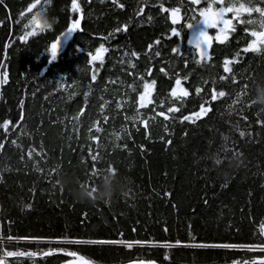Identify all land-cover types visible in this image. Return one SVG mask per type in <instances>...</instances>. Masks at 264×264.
<instances>
[{"label": "trees", "instance_id": "16d2710c", "mask_svg": "<svg viewBox=\"0 0 264 264\" xmlns=\"http://www.w3.org/2000/svg\"><path fill=\"white\" fill-rule=\"evenodd\" d=\"M204 1L192 5L191 0H161L166 8L180 7L181 19L175 25L181 30L180 37L169 34L173 25L167 12L159 11L156 0L145 5L141 18L134 14L138 10L137 0H118L125 5L123 9L113 0H77L81 4L80 14L71 11V0H48L47 4L43 0H5L8 7L0 5V61L3 62L0 68L6 67L9 72L8 82L0 85V123L6 118L11 121L7 131L0 127V140L4 141L0 147L3 248L46 251L49 247H64L79 252L95 264L148 260L156 264H229L233 259L244 261L264 255L258 248L202 250L174 244L165 248L162 243L134 244L128 248L7 240L9 236H74L126 241L264 243V237L259 234V225L264 222V126L256 124L257 119H264V105H247L255 95L251 79L247 81L248 95L243 103L234 105L233 111L226 108L245 83L243 76L251 73L257 83L264 84L258 75L264 74V55L243 52L242 45L252 38L244 32V27L252 25L240 24L230 15L235 31L224 43L213 40L210 62L196 64L194 47L187 42L189 29L184 25L199 19L198 11L193 9L203 7ZM29 4H33L31 9ZM40 9L55 16V24L26 41L19 40L25 30L31 31V27L26 29L25 26ZM77 15H81V29L68 36L57 58L49 61L44 49L66 28L69 18L75 19ZM252 16L258 19V14ZM129 17L132 20L127 30L107 40L101 38V34L108 36ZM250 18L247 13L241 16L244 21ZM255 27L259 30L258 24ZM157 37L160 43L145 51ZM100 43H105L109 51L104 54L102 66L97 62L100 71L97 79L90 82L87 52L94 51ZM177 44L185 56L171 53V48ZM132 50L141 54L131 58L133 64L129 66L126 59L130 57L125 53ZM157 51L161 53L159 57L155 56ZM237 52L240 56L233 65L237 84L232 85L230 78L219 81L220 75H228L221 66L224 56ZM184 59L188 60L187 65ZM149 67L151 74L147 71ZM160 68L168 75L161 73ZM177 73L188 75L189 79L182 83L189 87L190 97L185 98L183 109L175 119L165 121L157 116L150 120L146 136L144 126L131 119L137 112L135 101L142 90L143 80L139 77L156 80L152 94L155 109L149 105L139 112L141 117H148L170 106L168 89ZM210 77L217 78L218 90L223 88L231 96L211 102V112L196 123H181L180 114L199 107L201 100L194 91L197 84L202 87L200 95L207 99L205 94H210L213 86ZM202 78L209 83L204 85ZM58 80L66 85L67 92L53 91ZM73 81L77 84L73 85ZM73 92L75 94L70 95ZM21 98L24 118L13 128L12 124L21 116ZM161 98L165 99L163 105ZM117 100L122 101L119 109ZM104 101L108 103L101 114L100 104ZM81 106L85 112L78 122L70 121ZM103 116L109 118L105 121ZM243 116L248 117L247 121ZM93 121L101 128L97 142L89 140ZM74 127L76 131L70 137L69 132ZM237 129L250 131L252 136L241 138ZM114 132L120 133L119 139L113 136ZM91 134L97 135L94 129ZM222 134L228 137L226 142ZM168 140L170 144L166 143ZM141 144L144 149L139 147ZM225 144L229 149L233 146L239 149L242 154L239 163L233 159L231 163L224 161L215 166L213 154L223 157L225 153L221 148ZM89 148L103 157L97 167L106 168L112 163L117 169L114 176L109 179L107 171L101 172L99 178L88 175L92 166ZM30 149L35 150L31 159L27 156ZM57 167L58 172L53 173L52 169ZM57 179L58 185L54 183ZM106 179L112 184L124 180L128 183L108 203L74 199L72 192L77 185L92 190L94 184L96 191ZM165 191L169 193L167 197L163 195ZM125 192L128 195H124ZM25 203H30L31 207L25 208ZM70 259L73 258L67 252L35 258H7L9 264H61Z\"/></svg>", "mask_w": 264, "mask_h": 264}, {"label": "snow or ice", "instance_id": "6c2138e0", "mask_svg": "<svg viewBox=\"0 0 264 264\" xmlns=\"http://www.w3.org/2000/svg\"><path fill=\"white\" fill-rule=\"evenodd\" d=\"M48 0H43L44 4H47ZM150 0H137L138 4V10L135 11V16L137 18H141V13L145 9V5L149 4ZM200 2V0H191L192 5H196ZM220 6L214 7V0H208L207 7H201L198 9H193V11H198L199 13V19L194 20V22H185V27L189 29V36H188V44L194 47L195 50V63L196 64H203L208 63L211 61V54H210V47L213 43V40L224 43L228 41L229 35L235 31V25L233 24L232 19H229L226 17V13H231L232 17L240 24H248L252 25V27H244V32L249 33L252 37L251 39L247 40L246 44L242 45L243 52L247 53L251 51L252 53H260L264 55V0H259V2H256V0H247V2H244V0H219ZM113 3L116 4V6L120 9H123L125 5L123 3H119L118 0H113ZM156 3L159 6V11L161 13L167 12L168 19L171 21V24L173 25L170 28V35H174L176 37L181 36V30L176 27L175 25L180 21L181 19V9L180 7H170L166 8L165 4L161 2V0H156ZM225 3H227V6H225ZM0 5H3L5 8L8 7L7 4H5V0H0ZM33 7V4H29L28 8L31 9ZM71 11L77 14L82 13L81 4L77 2V0H71ZM249 14L251 17L247 21H244L241 19V16L243 14ZM256 13L258 14V19L256 17H253L252 14ZM149 21L151 20V16L148 17ZM132 18L129 17L128 21L124 23H120L119 26L115 29H113L108 36H103L101 34V38L104 40L110 39L113 34L119 33L121 31L127 30L129 23H131ZM259 25V30L255 27V25ZM28 27H31V31L25 30L23 32V35L19 36V40L26 41L30 36H33L36 32H43L45 29H49L52 26L46 24L40 17L38 13L32 15L31 20L28 21V24L25 26L27 29ZM209 28H215L216 33L215 36H212L209 34L208 29ZM81 29V15H77L75 19L69 18L67 22L66 28L60 32L54 39L51 40V42L47 45V47L44 49V52L48 54L49 61H52L57 58V55L61 48V42L62 39H67L68 36H70L73 32H77V30ZM95 35V34H94ZM160 43V37H157L155 40H153L151 43L147 45V48L145 51H148L153 48L154 45H158ZM5 48L8 47L7 44L4 45ZM109 49L105 46V43H100L97 47H95L94 51H88L87 52V70L90 72V82L95 81L97 79V73L100 71V68L97 67V62L102 66L104 63L105 56L104 54L108 52ZM171 53L175 54L177 57H183L186 55V53H183L181 51V48L179 44L174 45L171 48ZM140 52H137L136 50H132L130 53H125L126 57H130L126 59V63L129 66H132L133 61L131 58H137L140 56ZM161 53L159 51L155 52V56L159 57ZM240 56V53L237 52L236 54H233L231 56H224L222 60V70L223 73L228 75H220L218 77L219 81L223 82L226 79L230 78L232 85H236L238 82V76L233 71V65L238 62V57ZM3 62L0 61V64ZM188 60L184 59V64L187 65ZM148 73L151 74L152 69L149 67L147 69ZM160 72L164 73V75H168V73L165 71L164 68H160ZM260 75V80L264 81V74H258ZM64 77L62 76L60 80H62ZM141 80H143L142 84V90L138 92V95L136 97L135 101V108L137 109L136 114L133 115L131 118L134 122L138 121L141 125L144 126L145 135H148V124L150 120L155 119L157 116L162 117L165 121L173 120L176 118L177 114L181 113L183 109V104L185 101V98L190 97V91L189 87H185L184 83L182 81H187L189 79L188 75H181L179 73L175 74L174 80L171 83V87L168 89L167 94V100L170 103V106L167 107L166 111H159L158 113H155L153 116L148 117H141L139 115V112L142 108L147 107L149 105H153L152 101V94L155 90L156 86V80L154 79H145L143 76L139 77ZM212 87L209 89L210 94L207 95V99H204V96H201L202 93V87L200 84H197L194 88L195 93L198 95V98L201 100L199 107L196 110L193 111H187L184 114H180L178 116L179 121L181 123L183 122H189V123H196L197 120H200L203 117H206L212 110L211 102L217 101L218 98H224L226 96H231L230 93H226L223 88H220L219 90L215 86L217 84V78L216 77H210ZM243 79L245 83L240 85V90L235 92L234 97H231V103L226 105V108L229 111H233L234 105H239L243 103V98L248 95V83L247 81L251 79L253 90H254V98L249 99L247 101V105L251 106L256 103H260L261 105H264V84L257 83L256 78L252 76L251 73H248L246 76H243ZM9 80V72L5 68H0V85L6 84ZM60 80L57 81V88L53 91H57L60 89H63L65 92L68 91V88L64 83H61ZM202 83L204 85H207L209 83L208 80H204L202 78ZM77 82L73 81V85H76ZM87 87V86H86ZM128 88L132 89L133 85H128ZM134 90V89H133ZM75 93H70V95H74ZM84 96H88V92H84ZM87 101L85 100V103ZM107 101H104V103L100 104V112L101 114L105 110V105L107 104ZM122 101L117 100L116 107L117 109L120 108ZM23 104L24 100L21 98L20 100V106H21V116L20 119L16 120L15 124H12V127H16V125H19L21 123V120H23ZM160 104H165V99H160ZM155 109V105H153V110ZM85 112V108L81 106L79 110L75 113L73 117L70 118V121H77L82 113ZM109 117L103 116V119L106 121ZM243 119L247 121L248 117L243 116ZM11 124V121L9 119H3L2 123H0V127L5 129L6 131L9 129V125ZM256 124L260 126H264V119H257ZM95 130L97 135H92V130ZM67 130V129H66ZM124 130L123 128L121 129ZM239 136L241 138L248 136L251 137L252 133L250 131L245 130H239ZM75 127L69 132V136L71 137L72 132H75ZM165 133L168 132V128H164ZM101 132V128L98 126L96 121H93L91 123V126L89 128V140L93 142H97L99 140V133ZM113 136L116 139H119L120 133L114 132ZM163 139V138H162ZM222 139L226 142L228 140L227 136H224L222 134ZM13 144L16 143L15 140L11 141ZM167 144L171 143V140L166 141ZM4 144L3 140H0V147H2ZM120 147H126V145H120ZM141 149H144V145H139ZM97 148H99V144L97 143ZM34 149H30L27 153V156L31 159L33 156ZM221 151L225 153L223 157H216V154H213V163L215 166H219L224 161H227L231 163L233 159L237 160V163H239V157L242 155L239 153V149L233 146L231 149H229L226 144L225 146H222ZM231 152V155H228V153ZM37 155H40V153H36ZM89 155L92 161V166L90 169V172L88 175L96 176L99 178V174L101 172L107 171L109 173L115 174L117 172V169L112 165V163H108L106 168H99L97 167V164L101 162L103 157L96 152H93L91 148H89ZM24 157L21 156V161H23ZM53 173L58 172V167L52 169ZM2 179V177H0ZM55 184H59L60 181L57 179ZM88 184V183H87ZM89 185V184H88ZM92 192H95V185L92 184ZM92 192L89 193V195H92ZM124 195H128L127 192L124 193ZM165 197L169 195L167 191L163 193ZM94 199V197H93ZM105 203H108L109 201L105 200ZM25 208H30V203L24 204ZM175 207V205H173ZM260 228V236L264 237V222H262L259 225ZM7 240L9 242L16 240H30V241H48L51 243L52 241H58V242H68L72 244L77 245H124L125 247L131 248L133 245H145V244H153V243H162L165 248L172 247L173 244L175 246H183L185 248H192V249H253L258 248L261 251H264V243L260 244H234V243H213V242H203V241H195V242H185L182 240H175L174 242H169L167 240L161 241V242H154L151 240H136V241H126L123 239H107V238H78V237H70V236H17L7 237ZM5 242V238L0 237V264H9L7 258L11 257L14 259H18L20 257H29V258H35L37 256L44 257L51 255L53 253H65L69 256H71L73 259L70 260H63L61 264H95L94 261L87 259L85 256L80 255L79 252L76 251H69L67 248L64 247H49L46 251H32L29 249L28 251H21L19 248H17L15 251L8 250L6 248H3V244ZM168 253L165 252V258H167ZM128 264H156L153 260L148 261H129ZM229 264H264V255L259 256H253L251 260H244L240 261L237 259H233L229 262Z\"/></svg>", "mask_w": 264, "mask_h": 264}, {"label": "clouds", "instance_id": "9594fccd", "mask_svg": "<svg viewBox=\"0 0 264 264\" xmlns=\"http://www.w3.org/2000/svg\"><path fill=\"white\" fill-rule=\"evenodd\" d=\"M38 14L46 24L51 26L55 24L57 18L55 16H49L45 9H40ZM114 175L115 174L109 173V179ZM109 179H106L104 185L101 188H98L95 192H92L91 188L88 186L77 185L72 192L74 199L81 202L96 200L109 201L120 193L125 188L126 183H128L127 180H124L117 184H112L109 182ZM90 192H92L91 196L89 195Z\"/></svg>", "mask_w": 264, "mask_h": 264}, {"label": "rangeland", "instance_id": "374dc122", "mask_svg": "<svg viewBox=\"0 0 264 264\" xmlns=\"http://www.w3.org/2000/svg\"><path fill=\"white\" fill-rule=\"evenodd\" d=\"M207 4H208V0L204 1L203 7H207ZM219 6H220L219 0H214V7H219ZM225 6H227V5H225ZM230 15H232V14L231 13H226V17L229 18V19H231ZM211 29H212V31H210ZM208 31H209V34H212L213 36H215V33H216V29L215 28H209ZM65 40L66 39H62L61 45L64 43Z\"/></svg>", "mask_w": 264, "mask_h": 264}, {"label": "flooded vegetation", "instance_id": "af4514ba", "mask_svg": "<svg viewBox=\"0 0 264 264\" xmlns=\"http://www.w3.org/2000/svg\"><path fill=\"white\" fill-rule=\"evenodd\" d=\"M210 35H212V34H210ZM213 36V35H212Z\"/></svg>", "mask_w": 264, "mask_h": 264}]
</instances>
